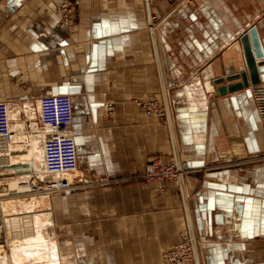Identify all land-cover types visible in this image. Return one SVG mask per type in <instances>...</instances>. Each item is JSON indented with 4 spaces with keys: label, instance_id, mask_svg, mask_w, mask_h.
I'll return each mask as SVG.
<instances>
[{
    "label": "crops",
    "instance_id": "0c3cea01",
    "mask_svg": "<svg viewBox=\"0 0 264 264\" xmlns=\"http://www.w3.org/2000/svg\"><path fill=\"white\" fill-rule=\"evenodd\" d=\"M252 26L264 40V0H80L67 28L56 0H0V103L71 94L78 170L94 182L52 196L58 264H162L189 227L180 180L140 175L176 160L174 140L199 263L264 264L254 89L208 81L239 70L229 57L243 62Z\"/></svg>",
    "mask_w": 264,
    "mask_h": 264
},
{
    "label": "built area",
    "instance_id": "2783aa9c",
    "mask_svg": "<svg viewBox=\"0 0 264 264\" xmlns=\"http://www.w3.org/2000/svg\"><path fill=\"white\" fill-rule=\"evenodd\" d=\"M56 1L60 25L67 28L75 24L80 0ZM155 18L156 16L154 15L152 19ZM252 89H254L253 96L264 130V87L258 84L253 86ZM142 106L145 107L148 114L158 112L162 117L165 116L163 108L159 106L157 101H146L142 103ZM37 107L39 110L38 125L48 133V136L42 138L44 174L47 179H42V177L41 184H38L36 179L32 177L33 187L40 191H47L50 194H57L74 188L93 185L94 182L83 175H75L71 181L59 176L63 173L71 174L80 169L78 144L72 133L75 121L72 95H41L37 98ZM5 110H7L5 102L0 103V125H4L2 127H5L8 124L7 120H9ZM32 133L36 135L39 131H33ZM185 171L183 170V174ZM57 175V179L54 178ZM140 176L148 180H162L168 177L179 178V170L177 166L175 168L174 164L173 166L163 164L158 157L147 162V167ZM179 237L175 245L163 251L162 264H189L195 261V252L193 251L192 236H190L189 229L183 230Z\"/></svg>",
    "mask_w": 264,
    "mask_h": 264
},
{
    "label": "bare ground",
    "instance_id": "6f19581e",
    "mask_svg": "<svg viewBox=\"0 0 264 264\" xmlns=\"http://www.w3.org/2000/svg\"><path fill=\"white\" fill-rule=\"evenodd\" d=\"M229 58L235 61L236 66L241 64L238 51H234L230 54ZM25 104V120H27L30 118L29 112L31 105L27 101ZM35 110V117H39L37 106ZM25 120L22 119L21 122H17L14 125V129L15 127H19V129L24 131L26 129ZM2 128L5 129L7 126ZM18 133L21 132L18 131ZM40 133L41 134L36 135L31 134V136L27 138L28 135L22 132L21 135L13 136L15 143L9 146L8 149L3 148L2 150L0 147V174L3 175L5 172L17 173L18 175L10 180L8 184H10L12 189L18 188L21 193L27 192L29 186L31 184L33 185L31 182L32 177L36 179L38 184H41L40 182L45 176L42 138L48 136V133L45 130ZM25 135L26 139L30 142V147H28L25 140V143L21 142ZM14 165L20 167H13ZM75 175L81 176L82 172L77 170L74 173H63L59 176L65 177L71 181ZM57 177L58 175L54 176L56 179ZM26 180L29 185L22 186L21 183H24ZM46 205H50L51 207L50 203H47ZM39 207L40 201H38V198L35 195H32L28 199L14 198L2 199V201H0V209L5 216L4 221L0 225V234L3 232L5 238H7V244H0V264L59 263L60 259H58L57 255L58 240L56 239L57 237H55V227L52 226V219L49 216L50 212L46 210L43 211L44 216L41 223L33 221V214L29 213L39 211ZM7 249L10 251L9 260L3 257V254Z\"/></svg>",
    "mask_w": 264,
    "mask_h": 264
},
{
    "label": "rangeland",
    "instance_id": "374dc122",
    "mask_svg": "<svg viewBox=\"0 0 264 264\" xmlns=\"http://www.w3.org/2000/svg\"><path fill=\"white\" fill-rule=\"evenodd\" d=\"M208 81H211L212 83V79H209ZM5 102V104L7 105V116L8 119L7 122L8 124L5 125L7 126V129L2 130L3 128L0 127V147L3 150L4 149H8L9 146H11L12 144L15 143V140L13 139V136H18L21 135L22 132H24L26 135H28L27 138H29L31 136V134H33V131H39L38 134H41L42 128H40V125H38V117H35L36 115V106H37V98H32V97H25V98H11V99H3ZM29 102L30 106V112H29V116L30 118L26 119L25 116V102ZM1 118V117H0ZM25 120V125H26V129L23 131L21 129H19V127H15L14 129V125L17 122H21V120ZM0 126H4V125H0ZM21 132V133H18ZM26 135L23 137V141H21L22 143H27L28 147H30V142L28 139H26ZM25 140V141H24ZM28 140V141H27ZM219 155H226V153H224V151H220ZM162 162V160H161ZM173 164L175 165V168L177 166V164H175V161H173L172 163L169 164V166H173ZM167 165V164H165ZM18 174L13 172H5L3 175L0 174V201H2V199H14V198H26L28 199L29 197H31L32 195L37 196L38 201H40V207H39V211H33V212H29L32 213V220L37 222V223H41L43 216H44V212L43 211H48L50 212L49 216L52 219L53 222V226H54V213L52 211L53 206L50 207V205H46L47 203H52V196H57V194H50L47 191H40L39 189L37 190L35 187H33L34 185H30L29 186V190L25 193H21L19 192L18 188H11L10 184H8V182L10 180H12L13 178H15ZM44 179L46 180L45 176ZM74 179V178H73ZM178 181L179 178L177 177H173V178H167V179H162L158 180V179H154L152 181L154 182H165V181ZM28 181H24V183L22 182L21 185L22 186H28L29 183H27ZM35 200V199H34ZM26 203V201H25ZM20 204V203H19ZM20 212V211H19ZM28 214V213H26ZM4 213H2L1 209H0V225L2 224V222L4 221ZM55 227V226H54ZM2 241V242H1ZM7 238H5V234L3 232H1L0 234V244H7ZM7 248V247H6ZM10 251H8V249L4 252L3 257L7 258L9 260L10 257ZM191 263V262H190ZM189 263V264H190Z\"/></svg>",
    "mask_w": 264,
    "mask_h": 264
},
{
    "label": "water",
    "instance_id": "95a60500",
    "mask_svg": "<svg viewBox=\"0 0 264 264\" xmlns=\"http://www.w3.org/2000/svg\"><path fill=\"white\" fill-rule=\"evenodd\" d=\"M239 42L243 52L242 60H244L240 65H238L239 70H230L225 76L215 77L212 80V84L216 86L215 90H217L219 95H226L229 92L240 91L243 90V88L257 86L262 83V76L260 72L264 71V40L261 39L257 26H252L242 33L239 37ZM226 82L229 83L226 84ZM166 106L168 110V119L170 120L169 106L167 104ZM174 149L176 151L175 163L177 164L179 170L181 193H183L184 206L186 207L187 212V222L189 224L188 229L190 236H192L193 251L195 252V264H200L196 237L194 236L193 224L191 222L190 208L188 207L187 195L184 188L183 170H187V164H181L175 140ZM13 167L19 168L20 166L14 165Z\"/></svg>",
    "mask_w": 264,
    "mask_h": 264
}]
</instances>
